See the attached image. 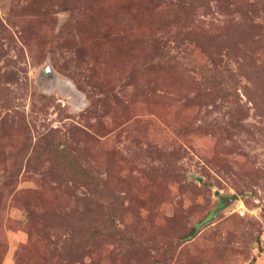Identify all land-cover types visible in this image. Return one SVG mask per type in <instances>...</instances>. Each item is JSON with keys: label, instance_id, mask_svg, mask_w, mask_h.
Listing matches in <instances>:
<instances>
[{"label": "rangeland", "instance_id": "rangeland-1", "mask_svg": "<svg viewBox=\"0 0 264 264\" xmlns=\"http://www.w3.org/2000/svg\"><path fill=\"white\" fill-rule=\"evenodd\" d=\"M0 264H264V0H0Z\"/></svg>", "mask_w": 264, "mask_h": 264}, {"label": "water", "instance_id": "water-1", "mask_svg": "<svg viewBox=\"0 0 264 264\" xmlns=\"http://www.w3.org/2000/svg\"><path fill=\"white\" fill-rule=\"evenodd\" d=\"M219 190H217V189H215L214 190V194L216 195V194H219ZM234 196L236 197V195H231V196H225V195H220V200H221V202H224V204L225 203H228V202H230L233 198H234Z\"/></svg>", "mask_w": 264, "mask_h": 264}, {"label": "trees", "instance_id": "trees-1", "mask_svg": "<svg viewBox=\"0 0 264 264\" xmlns=\"http://www.w3.org/2000/svg\"><path fill=\"white\" fill-rule=\"evenodd\" d=\"M196 227H191V229L185 233L184 235H182V238H189L190 236H193L196 233Z\"/></svg>", "mask_w": 264, "mask_h": 264}]
</instances>
